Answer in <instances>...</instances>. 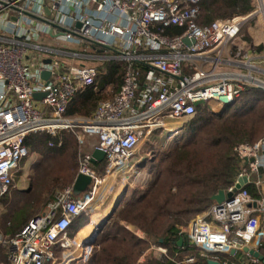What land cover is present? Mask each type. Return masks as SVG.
I'll return each mask as SVG.
<instances>
[{
  "label": "built area",
  "instance_id": "2783aa9c",
  "mask_svg": "<svg viewBox=\"0 0 264 264\" xmlns=\"http://www.w3.org/2000/svg\"><path fill=\"white\" fill-rule=\"evenodd\" d=\"M198 1L0 0V197L14 187V173L27 156L23 139L30 132L78 127L79 142L85 137L96 139L91 151L79 155L78 173L90 178L88 189L79 195L73 193V184L58 190L42 211L4 241L10 264H56L55 248L69 251L73 246L67 235L73 219L92 210L106 174L128 171L141 138L152 130L164 127L169 119L186 120L201 103L215 101L222 108L245 85L264 89V81L253 74L263 75L264 68L242 47L226 62H236L235 66L247 71L215 74L223 46L239 36L247 16L200 26ZM259 6L264 12L262 0ZM169 26L182 32L164 34ZM46 36L56 38L60 46L45 44L41 38ZM85 42L96 46L97 53L86 54ZM101 49L108 55L102 56ZM212 49L218 52L214 58L205 54ZM59 55L81 58V62L91 61L92 56L124 62L120 89L111 99L99 101L90 116L65 118L71 98L95 84L99 71L89 64L65 63ZM136 62L148 66L143 84ZM42 71L49 72L46 80L40 76ZM37 92L45 96L34 99ZM94 149L103 152L104 174L91 165ZM234 150L242 166L227 190L234 188L238 178L245 181L230 198L195 214L182 230L199 257L220 264H234L221 259L232 250L258 251L264 239V136L253 143H239ZM76 245L81 251L78 259L86 260L92 244ZM149 250L156 257L168 258L162 247ZM246 256L247 263L258 262L252 254L246 252ZM196 261V256L187 255L178 264Z\"/></svg>",
  "mask_w": 264,
  "mask_h": 264
},
{
  "label": "trees",
  "instance_id": "16d2710c",
  "mask_svg": "<svg viewBox=\"0 0 264 264\" xmlns=\"http://www.w3.org/2000/svg\"><path fill=\"white\" fill-rule=\"evenodd\" d=\"M198 5L196 22L200 26L210 25L216 19L245 16L254 10L253 0H199ZM181 32L182 29L176 26L163 30L169 36ZM85 44L86 54L98 49L87 42ZM100 52L102 56L108 55L104 49ZM60 59L68 62L65 58ZM81 63L88 64L87 61ZM101 63H89L99 71L96 83L75 93L68 103L65 118L90 116L99 101L111 99L120 89L125 63L114 58L105 59L103 65ZM135 67L139 72V82L143 84L148 66L136 62ZM108 86L113 89L110 94L104 92ZM186 120L182 131L165 148L158 146L156 152L152 149V158L145 163L150 176L148 180L141 187L126 188L111 212L98 225L88 258L84 261L70 260L68 264H135L141 257V264H178L187 255L197 257L195 264H207L205 258L198 256L197 249L189 245L181 228L195 214L215 203L212 195L220 190L227 191L234 184L242 166L235 146L243 142L253 143L264 136V89L245 85L239 95L219 111L210 109L208 102L198 104L195 113ZM162 133L160 128L152 130L146 143L161 144ZM23 144L27 147V155L36 152L42 159L33 166L28 186L19 190L13 201V210L9 211L6 206L0 215V234L8 238L41 211L56 189L74 183L79 155L88 150L77 140L73 128L61 129L54 135L45 130L30 132L24 137ZM91 165L101 174L105 173L103 164L95 161ZM6 193L0 201L6 199ZM85 215L82 213L73 219L67 229L69 237L75 236L88 223L89 218ZM8 221L9 227L5 225ZM128 227L139 230L142 236ZM180 237L183 243L178 245ZM155 246L164 248L168 258L147 252ZM258 250L264 255V239ZM64 253V249L55 248L56 258ZM224 257L233 261L229 254L221 255V259ZM0 264H10L6 246L2 244ZM248 264L264 263L258 260Z\"/></svg>",
  "mask_w": 264,
  "mask_h": 264
},
{
  "label": "rangeland",
  "instance_id": "374dc122",
  "mask_svg": "<svg viewBox=\"0 0 264 264\" xmlns=\"http://www.w3.org/2000/svg\"><path fill=\"white\" fill-rule=\"evenodd\" d=\"M255 3V7L258 9L259 4L257 3V0H253ZM236 17V16H234ZM243 31V29L241 30V32ZM243 33V32H242ZM241 33V34H242ZM264 35V34H263ZM47 37V36H46ZM48 38V37H47ZM46 40L45 37L41 38V41ZM263 40H264V36H263ZM230 45V44H229ZM228 44H226L225 46H223V51L222 53L219 55V57L222 59L221 63L217 65L216 69H215V74L221 76L224 72H225V68L228 66V63L226 62V60L231 59L232 57V50L233 47L229 46ZM216 50V49H215ZM260 51H258V58L255 59L256 63L258 66L264 68V45L261 46L260 49H258ZM97 53V52H96ZM216 56L218 54L217 50L215 52ZM42 57H45V55H43ZM92 58V59H91ZM91 58H87V59H91L90 62L87 61V63H92L93 65L96 64V62L98 64L103 65V61L106 59L104 58H95L94 56H92ZM240 59L243 60V57L240 55ZM120 61V60H119ZM233 64L232 66H228L229 69L232 70H241L243 69V71H246V68L242 67V66H235L234 64H237L236 62L231 63ZM209 66L208 64H205L204 67ZM230 72V71H229ZM254 75H256L257 78H260L264 81V74H260V72H253ZM105 93L110 94L111 92H113L112 87L108 86L107 88H105ZM104 94V93H103ZM209 108L212 109L213 111H219L220 110V106L218 104V102L215 101H210V103H208ZM82 116H73V117H68V119H78L81 120ZM169 122H173L174 124H166L164 127L160 128L163 130V142L161 144H156V145H151L149 143H146L147 141V137H143L141 138L138 148L136 150L135 156H133V158L130 161L129 164V169L128 171L125 173H120L119 175H110L112 173L106 174V176L110 175L108 177V179L105 180V182L102 184V186L100 187V190H102L101 188L105 185H112V194L109 195V197L105 200L106 204L108 205V203L111 201L112 199V195H114L115 193H117L121 186H126V188H130L133 189L135 187H141L146 180H148L149 173L147 170V167L145 166V163L148 162V160H150L152 158V155L154 152H156L157 148H165L166 145L168 144V142L176 135L179 134L182 131V126L184 125V123L187 121L185 119H169ZM167 121V123H168ZM61 129H68V128H63V127H56V128H48V127H44L41 130L38 131H47L48 133H50L51 135L57 134V132ZM70 129V128H69ZM75 130V132H80V128L78 127H74L73 128ZM180 130V131H179ZM176 132V133H175ZM83 144L85 145V150L92 148L93 143L96 141V139L94 137H85L83 140ZM159 146V147H158ZM153 147V148H151ZM152 149H154L152 151ZM40 159H42L41 155L39 153L36 152H32V153H28V155L26 157H24L18 167L17 170L14 173V179H13V185L15 186V188H10V190L6 193V195L4 196V198H6L5 200H2L0 202V215L4 212L6 206L8 208L9 211L13 210V201L16 200L17 198V194L19 193V190L21 189H25L28 186L29 183V178L31 176V174L33 173V166L38 164L40 162ZM50 164V163H48ZM128 176V178L126 177ZM110 183V184H109ZM108 188V187H107ZM60 190V189H58ZM57 189L50 195L49 198H47L44 206L40 209L43 210L46 206V204L51 200V196L55 195V193L58 191ZM104 190V189H103ZM105 192V190H104ZM101 193V192H100ZM108 194V193H105ZM103 195V193H102ZM101 199V198H100ZM98 200V199H97ZM105 202L103 205H105ZM102 205V206H103ZM93 210V209H92ZM92 210H89L87 213H85V217L88 219L91 215H92ZM38 212V211H37ZM12 217V216H10ZM97 217H94L93 220H91V224L96 223V219ZM191 219V218H190ZM189 219V220H190ZM90 221V219H89ZM88 221V223H89ZM189 222V221H188ZM7 227H9L10 221H8L5 224ZM188 223L186 224V226L182 227L181 230H183L185 227H187ZM92 226V225H91ZM1 232V231H0ZM84 233V231L82 232ZM69 239H71V241L73 242V246L70 248L69 251L64 250V254L62 256L56 258V264H68L69 263V259L70 260H77V261H81L80 259H78L79 254L81 253L80 251V247H77V243L79 242V237H77V235L73 236V237H69ZM8 237H5L4 235H0V244L5 245L6 246V250L8 251V244L5 243L4 241H7ZM157 247V246H155ZM70 253V254H69Z\"/></svg>",
  "mask_w": 264,
  "mask_h": 264
},
{
  "label": "crops",
  "instance_id": "0c3cea01",
  "mask_svg": "<svg viewBox=\"0 0 264 264\" xmlns=\"http://www.w3.org/2000/svg\"><path fill=\"white\" fill-rule=\"evenodd\" d=\"M262 2L264 3V0H262ZM257 3L259 4V0H257ZM253 4H254V10L251 13L245 15L247 17H246V23H245L243 31H242L243 33L240 32L239 36L229 46L233 47L232 53H235L239 47L245 48V51L249 54V56L252 58V60H254V62H256L255 59L259 57L257 53H258V51H260L256 47L264 45V40H263V36H264L263 35L264 34V12L259 11L255 7L254 1H253ZM259 7L260 6H258V8ZM45 44H47L48 46H51V47L60 46L58 40L56 38H53L52 36H48V38L46 37ZM71 47H73V46H71ZM215 52H216V50L212 49V50H209L208 52H206L205 54H206V56H208L210 58H214L216 56ZM59 57L65 58L66 60H68V62H67L68 64L79 63L81 61V58L75 59V58H72L69 56H63V55H59ZM228 66H232V64H228ZM228 66L225 68L226 70L222 74V76H225V75L231 76L234 73L235 74L236 73H241V74L245 73V71H243V69L232 70V69H229ZM208 103H210V101ZM201 104H204V103H201ZM167 124H174V123L168 121ZM91 150H92V148H89L87 151L89 152ZM97 162H99L100 165L101 164L104 165V162L102 160L97 161ZM114 174L119 175L120 173L113 172L110 175H114ZM110 175L105 176V180L108 179V177ZM111 187H112V185H110V186L105 185L104 188L102 187L101 188L102 190L99 191V195L95 198L94 204L92 206V209H93L92 212L93 213L89 217V219H90L89 223H87L86 225L81 227L76 234L77 237H79V239H80L79 243L83 244L84 240H87L89 237L94 235L93 233L96 231V228L98 227V225L104 220V218L110 212V210L112 209V207L114 206L116 201L121 197L123 192L126 190V186H124V185L121 186L120 190L117 193H115L114 195H112V199L107 205L105 200L109 197L110 194H112V192H111L112 188ZM14 188H15V186H14ZM103 189L105 190V192ZM102 193H103V195H102ZM105 193H108V194H105ZM104 202H105V205H103ZM94 217H97L96 219H99V220H96L97 222L94 223V226H93V224H91L90 222H91V220L94 219ZM128 228L130 230H132L136 235L142 236V233L139 230L135 229L134 227H128ZM83 231H84V233H82ZM149 251H151V250H148L147 252H149ZM258 252L264 258V255L262 254V252H260L259 250H258ZM229 255L232 256L235 264H248L246 262V258H247L246 251H244V250H237L233 253H230ZM142 259H143V257L140 258L141 262H142ZM258 260H261V259L258 258ZM263 263H264V261H263Z\"/></svg>",
  "mask_w": 264,
  "mask_h": 264
},
{
  "label": "water",
  "instance_id": "95a60500",
  "mask_svg": "<svg viewBox=\"0 0 264 264\" xmlns=\"http://www.w3.org/2000/svg\"><path fill=\"white\" fill-rule=\"evenodd\" d=\"M44 10H45V13L47 15H49L48 8L45 7ZM77 26H79V24H77ZM40 76H41L42 79L46 80L48 78V76H49V72L48 71H42L40 73ZM44 96H45L44 92H37V93L33 94V98L37 99V100L43 98ZM102 159H103V152H101L98 149H94L92 151V153H91V161L92 162L101 161ZM244 181H245V178H238V180L235 183V186H234V188L232 190H227V191L220 190L216 194L212 195L211 199L214 200L216 203H221L223 200L230 198L232 196L233 192L236 189H238L243 184ZM90 183H91V180H90V178L88 176L83 175L81 173H78L76 178H75V180H74V183L72 185L73 193L75 195L81 194L82 192H84V191H86L88 189ZM115 204H114V206H115ZM114 206L112 207V209L114 208ZM111 210H110V212H111ZM93 237H94V235L89 237L87 240H84V243L87 244V245H91ZM182 243H183V238L180 237L179 240H178V245H181ZM243 250L264 261L263 256L257 250H254V249H251V248H248V247H244ZM233 252H234V250L231 251V253H233ZM206 262H207V264H220L219 261L213 260V259H207Z\"/></svg>",
  "mask_w": 264,
  "mask_h": 264
},
{
  "label": "bare ground",
  "instance_id": "6f19581e",
  "mask_svg": "<svg viewBox=\"0 0 264 264\" xmlns=\"http://www.w3.org/2000/svg\"><path fill=\"white\" fill-rule=\"evenodd\" d=\"M180 131V130H179ZM176 133V132H175Z\"/></svg>",
  "mask_w": 264,
  "mask_h": 264
}]
</instances>
